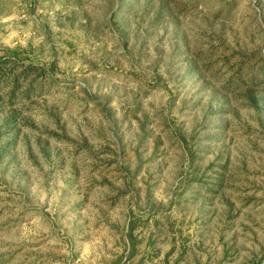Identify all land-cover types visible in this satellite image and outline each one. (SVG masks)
<instances>
[{
	"label": "rangeland",
	"instance_id": "rangeland-1",
	"mask_svg": "<svg viewBox=\"0 0 264 264\" xmlns=\"http://www.w3.org/2000/svg\"><path fill=\"white\" fill-rule=\"evenodd\" d=\"M78 185L135 264H264V0H0V264L69 263Z\"/></svg>",
	"mask_w": 264,
	"mask_h": 264
},
{
	"label": "crops",
	"instance_id": "crops-1",
	"mask_svg": "<svg viewBox=\"0 0 264 264\" xmlns=\"http://www.w3.org/2000/svg\"><path fill=\"white\" fill-rule=\"evenodd\" d=\"M89 181L94 184L92 177ZM78 186L76 194L81 195V201L76 203V215L66 223L67 234L62 238V252L68 255V264H135L133 259L142 249L128 247L126 233L134 238L149 237L136 225L137 198L130 202L124 198L101 202L89 195L92 186L87 187L91 188L89 191Z\"/></svg>",
	"mask_w": 264,
	"mask_h": 264
}]
</instances>
